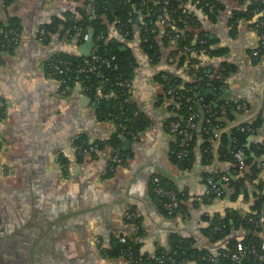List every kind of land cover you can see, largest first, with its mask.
Listing matches in <instances>:
<instances>
[{
	"label": "crops",
	"instance_id": "1",
	"mask_svg": "<svg viewBox=\"0 0 264 264\" xmlns=\"http://www.w3.org/2000/svg\"><path fill=\"white\" fill-rule=\"evenodd\" d=\"M85 1L0 0V19L18 17L23 33L21 44L8 53L2 52L4 62L0 63V96L12 101L8 123H0V137L6 140L0 152V238L4 247L19 244L26 264H126L123 257L109 258L102 253V247H111L121 232L134 236L141 252L150 255L159 249L170 250L173 235L205 244L209 218L226 216L229 211L245 217L264 198V55L259 59L254 56L262 36L253 25L260 14H254L251 20H235L236 11L247 10L238 0H220L223 8L217 18H211L192 0L184 5L200 21L197 32H204L213 41V49L224 50L210 63L219 66L227 62L233 67L223 89L229 92V99L250 103V110L237 116L232 124L261 121L249 138L254 144L245 155L250 162L245 172L251 173V166L262 171L232 199L233 191L217 197L208 193L207 185L209 174H223L222 182H227L224 177L229 179L228 174L233 175V164L227 157L232 141L223 147L222 140L217 139L209 159L203 150L200 126L193 168L182 170L171 159L178 137L170 128L171 100L158 104L163 88L156 75L172 69L185 75V81L189 76L187 64L180 66L181 55L174 53L177 42H165L162 34L158 38L159 61L152 63L139 50L142 58L137 55L139 66L133 79V100L152 123L135 137L125 136L132 140L127 149L122 144L126 159L113 169V176H105L110 149H101L96 142L115 133V123L99 119L97 104L79 83L67 92L62 89L63 80L44 70L48 56L71 53L65 48L78 47L79 39L70 37L64 26L49 45L38 38L41 24L65 19ZM96 9H92L94 15ZM135 12L138 20L134 23L132 18V24L138 29L141 14ZM158 23L164 33L165 24ZM109 28L110 36L121 39L125 47L135 43L127 40L116 24ZM78 136L86 137L90 148L95 149L79 155L74 142ZM62 158L69 161L67 174L61 167ZM160 178L171 182L184 197L182 210L175 216L161 209L152 192L153 182ZM136 220L141 225L139 234ZM248 234L242 225L233 227L227 239L214 246L216 255L229 240H243Z\"/></svg>",
	"mask_w": 264,
	"mask_h": 264
},
{
	"label": "trees",
	"instance_id": "2",
	"mask_svg": "<svg viewBox=\"0 0 264 264\" xmlns=\"http://www.w3.org/2000/svg\"><path fill=\"white\" fill-rule=\"evenodd\" d=\"M80 1V0H75ZM100 1L102 10L100 13H92L96 7V2ZM189 0H95L92 2V7L89 6L90 0L84 2L76 12L67 13L65 19H54L49 23H43L40 28L45 30V34L38 33V38L45 45H49L54 35L59 31L61 26H64L65 32H69L72 38H78L79 43H82V36L90 30L94 31L95 47L94 53L105 59H110L113 56L115 60L113 66H108L102 61L98 62L99 69L90 73H79L77 69L86 65L93 60L91 56H78L68 52H57L51 54L44 60V70L47 75L63 80V88L67 92L68 88L75 86L79 81L84 80L89 85L86 94L97 104L96 111L99 119L112 120L117 129L110 137L103 141L96 142L97 147L101 149L119 148L122 150L123 136H127L123 131L122 125H128L129 129L137 135L147 130L151 125V118L147 116L132 98V93L126 86V81L134 79L136 69L139 66L137 52L140 50L146 54L152 63H157L161 56V48L159 36L162 34L163 40L170 41L173 36L178 33L180 38L177 42L175 54H180V66H186L189 79L185 81V75L170 71H162L156 75V79L162 85V92L159 95L158 104H162L167 99L171 100L169 109L173 112L170 122L174 120H186L190 115V105H195L201 111L199 118V127L196 130V135L193 141L188 146L189 154L180 158V153L185 146L181 144L182 135L176 133L178 140L172 146L170 156L172 161L182 170H191L195 161V148L199 136L201 134L204 139L203 150H205L207 158L212 157L211 150L213 144L221 138L223 147L232 141V151H228L227 157L232 162V174L227 182L220 180L223 174H209L214 177L217 184L224 189L222 197H226L232 191V199H235L241 191L246 187L247 182L259 176L262 171L257 166H251L252 172L240 171L235 153L238 149H242L245 155H248L253 149V144L249 142L252 134L256 133L261 121H238L234 126L233 122L237 116L244 115L250 110V103L246 101V110H239L238 104L245 100L230 99L217 102V97L210 94L207 95L205 90H210L215 93L221 91L227 85V80L233 67L223 62L219 66L210 63L213 56H221L224 53L223 49H213V41L203 32L198 33L200 27L199 19L189 13L184 6ZM202 8L211 18H217L222 10V2L220 0H192ZM241 4L247 6L246 11H236L234 19L246 18L251 20L254 14H260L255 22L254 27L262 36V41L257 49L259 57L264 55V2L261 0H238ZM13 0H8L12 3ZM166 9V10H165ZM139 11L141 14V22L138 29L132 24V15L134 11ZM160 14H164L167 21L164 26L165 30L162 33L159 29ZM121 30L122 34L128 35L126 38L137 44V48L126 47L125 42L110 36L111 24ZM8 25L9 28L22 29L21 21L18 17H9L7 20L0 19V27ZM81 35H78V32ZM0 63L4 62L2 49L7 47L9 52L12 51L16 44L8 40L7 37L0 36ZM5 44V45H4ZM4 45V47H3ZM206 48V51H204ZM193 50H197L194 53ZM202 56L203 59H202ZM259 57H257L259 59ZM59 58H63L70 62L71 70L66 73H59L55 68V63ZM165 77H169L168 80ZM170 86L174 87L173 93H168ZM101 88L106 94V97L98 98L96 90ZM198 92L202 97L200 101H191L188 97ZM210 104V109L207 110L203 106ZM125 110V113H121ZM130 117L129 121H125L124 117ZM202 131L199 134V128ZM219 129V137L214 139L215 129ZM130 136V135H128ZM76 145H81L83 148L89 149L91 144L84 136H78L75 140ZM264 151V143L262 144ZM122 153V154H123ZM84 156V155H83ZM82 156V157H83ZM80 157V156H79ZM81 157V158H82ZM124 159L126 156L123 155ZM66 167V174L69 172V161L60 159ZM111 163V160H109ZM125 161V160H124ZM246 166H250V162L245 159ZM115 173L114 170H109L105 176L110 177ZM152 192L156 199L155 189L162 187L166 190H173L178 193L177 189L171 182L161 179L158 182H153ZM183 201V196L178 193ZM215 196V195H213ZM164 211L161 203H158ZM166 214L167 212L164 211ZM264 214V198L258 200L252 209L247 212L245 217H241L235 211H229L226 216L215 215L209 218V226L204 230V234L208 238L205 244H198L195 240L177 237L173 235L171 241V249H159L154 255L144 254L139 248V244L135 242L134 236H125L126 242L121 239L113 241L109 248L102 247V253L109 258H122L126 264H157V257L161 256L167 260L165 264H172V259L176 262L189 260L195 264H237L231 258L232 252L243 251L242 264H264V259L260 258L264 254V221H259V217ZM139 225L138 234L141 232ZM225 225V227H223ZM242 225L249 230V234L243 240L231 239L226 248L219 249V255H216L214 246L221 240L227 239L233 227ZM218 226H221L218 228ZM246 247V249H245Z\"/></svg>",
	"mask_w": 264,
	"mask_h": 264
},
{
	"label": "built area",
	"instance_id": "3",
	"mask_svg": "<svg viewBox=\"0 0 264 264\" xmlns=\"http://www.w3.org/2000/svg\"><path fill=\"white\" fill-rule=\"evenodd\" d=\"M264 2V0H261ZM165 3H168V0H165ZM90 7L93 8L92 6V2L89 4ZM166 10V9H165ZM167 21L166 17L164 16V14H160V21L162 24H165ZM39 33L41 35L45 34V30L43 28L39 29ZM78 35H81V32H78ZM126 36L128 35V32H126L125 34ZM0 36L3 37H7L8 40L13 41V43L16 44V47L19 46L22 42V38H23V33L21 30L17 29V28H9L8 25H3L0 27ZM89 38V32L88 33H84L82 36V42H84L85 40H87ZM180 38V35L178 33H176L172 40L174 41H178ZM40 42H42L41 38L39 39ZM43 43V42H42ZM5 45V44H4ZM3 45V47H4ZM1 47V44H0ZM194 53L197 52V50H193ZM204 51H206V48H204ZM2 52L4 53H8L9 50L7 47H4L2 49ZM254 56L257 58L259 57V51L256 50L254 52ZM91 58L93 60V63H91V61L88 63H86V65H83L81 67H79L77 69V71L79 73H88V77L90 75V73H94L99 69V65L98 62L102 61L103 63H106V65L108 66H117L116 64H113V61L115 60V57L113 56L110 59H105L102 58L101 56L97 55L94 53V49L92 51L91 54ZM56 70L59 73H66L68 71H70L71 68V64L69 61L63 59V58H59L57 60V62L54 64ZM169 77H165L166 80H168ZM84 80L79 81V85L81 86V89L84 93H86V91L89 89V85L84 83ZM126 86L128 87L129 91L132 93V98L133 99V93H134V82L133 79L131 80H127L126 81ZM174 91V87L170 86L168 89V93H173ZM96 96L98 98H103L106 97L107 95L104 94L103 90L101 88L96 90ZM189 100L191 101H200L202 99V97L199 95L198 92H195L194 95L188 97ZM12 105V101L5 97V96H0V123L2 124H7L9 119H10V107ZM210 104H206L203 107L206 108L207 110L210 109ZM247 103L241 102L238 104V109L239 110H246L247 108ZM125 110H122L121 113H125ZM201 117V111L195 106V105H190V115L188 116V118L186 120H174L170 122V128L171 131H173L175 134L176 133H180L182 135L181 138V144L184 147V149H182L181 153H180V158L181 157H185L189 154V149L188 146L190 145L191 141H193V139L195 138L196 135V130L199 127V118ZM125 121H129L130 117H124ZM116 128L117 125L115 124ZM123 131H125L126 135H130L132 137H135L136 134L133 132L132 129L128 128V125H122ZM219 137V129H215L214 131V139H217ZM76 140V137L74 139V142ZM76 144V143H75ZM6 145V140L3 137H0V152L3 150V148ZM77 146V150H78V154L79 155H85L87 153H91L93 149V147L86 149L83 148L81 145H76ZM235 157L238 161V165H239V169L241 172H243L246 168V162H245V154L244 151L242 149H238L235 153ZM182 159V158H181ZM110 160L111 163H109V168L110 169H115L118 165H121L124 163V157L123 154L120 152L119 148H111L110 149ZM61 167H63L64 170H66V167L64 164H61ZM225 181H228V178L224 177ZM156 182H158L159 180H155ZM207 185H208V193L210 195H215L217 197H221L224 194V189L221 185L217 184L216 180L214 179V177H209L207 179ZM156 191V195H157V202L161 203V205L164 208V211L167 212V215L169 216H175L177 215L181 210H182V200L180 199L179 195L177 192L173 191V190H166L162 187H158L155 189ZM130 218L133 217L132 214L129 215ZM259 221H264V214H262L259 217ZM221 226H218V228ZM223 227H225V225H223ZM121 241L126 242V237H120ZM246 249V247H245ZM243 251H235L232 252L231 254V258L234 262H236L237 264H242V260H243ZM261 259H264V254L260 255ZM158 262L157 264H165L167 263V260L161 256L157 257ZM127 263V262H125ZM172 264H192L193 262L189 261V260H184L182 262H176L175 260L172 259L171 261Z\"/></svg>",
	"mask_w": 264,
	"mask_h": 264
},
{
	"label": "water",
	"instance_id": "4",
	"mask_svg": "<svg viewBox=\"0 0 264 264\" xmlns=\"http://www.w3.org/2000/svg\"><path fill=\"white\" fill-rule=\"evenodd\" d=\"M96 8H97L96 9L97 12L100 13L102 10V4L100 1L96 2ZM137 17H138V14H137V12L134 11L133 16H132L134 23H137V20H138ZM95 45H96V43H95V39H94V31L90 30L89 31V38L87 40H85L84 42H82L78 47H76V46L74 48L73 47H67L65 49H66V51H70L71 53H73L75 55H78V56L83 55V56L89 57V56H91ZM127 46L133 47L134 49L137 48V44H135V43L134 44L131 43V45H127ZM137 55H138V57L142 58V55L139 51L137 52ZM171 72L178 73L177 71L172 70V69H171ZM205 93L207 95L212 94V95L216 96L217 102L224 101V100H226V101L230 100L229 99L230 98L229 92L227 90H222V94L215 93V92L210 91V90H205ZM232 126H234V125H232ZM122 140L125 144V148L127 149L128 145L132 142V140L130 138L125 137V136L122 137ZM219 140H221V138H219ZM245 158H246V156H245ZM119 236L123 237L124 233L121 232L119 234Z\"/></svg>",
	"mask_w": 264,
	"mask_h": 264
},
{
	"label": "flooded vegetation",
	"instance_id": "5",
	"mask_svg": "<svg viewBox=\"0 0 264 264\" xmlns=\"http://www.w3.org/2000/svg\"><path fill=\"white\" fill-rule=\"evenodd\" d=\"M4 246L5 243L0 238V264H26L19 244L15 247L7 245L5 248Z\"/></svg>",
	"mask_w": 264,
	"mask_h": 264
}]
</instances>
